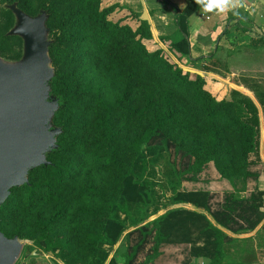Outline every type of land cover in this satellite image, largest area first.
<instances>
[{
	"label": "trees",
	"instance_id": "obj_1",
	"mask_svg": "<svg viewBox=\"0 0 264 264\" xmlns=\"http://www.w3.org/2000/svg\"><path fill=\"white\" fill-rule=\"evenodd\" d=\"M35 1L44 6L48 0ZM100 2L62 0L59 15L47 6V26L59 29L67 47L61 72L48 81V95L57 101L52 124L60 132L56 148L45 153L47 164L30 169L27 184L10 189L0 206V232L8 239H31L64 264H104L122 235L124 264H134L146 248L151 259L165 245H189L191 256L224 264L217 257L223 259V247L238 240L221 228L248 233L264 216L245 229L228 224L209 212L208 192L176 190L185 173L172 166L171 203L208 211L212 221L200 211L177 208L138 226L157 213L150 211L157 205L145 178L147 151L184 152L193 159L186 176L213 162L227 181L255 178L258 173L249 167L260 163L259 110L236 90L231 101L210 96L204 77L183 72L162 49L146 48L144 41L151 39L146 22L133 30L112 21L117 5L100 10ZM194 10L195 4H188L177 21L181 39L169 50L178 61L189 58L188 18ZM242 81L264 120V85ZM131 226L136 229L124 234ZM256 237L263 245L264 225Z\"/></svg>",
	"mask_w": 264,
	"mask_h": 264
},
{
	"label": "rangeland",
	"instance_id": "obj_2",
	"mask_svg": "<svg viewBox=\"0 0 264 264\" xmlns=\"http://www.w3.org/2000/svg\"><path fill=\"white\" fill-rule=\"evenodd\" d=\"M117 0H101L100 10L109 7L110 5H117L121 11L117 9L110 16L112 21L124 20L123 7L124 4H119ZM43 5V4H42ZM41 5V2H36L35 0H0V68L14 69L24 61L25 59V39L22 34L16 32L20 25L19 14L25 15L30 18L29 20L38 19L44 20L43 24L41 23V32H42V43L48 45L47 47V58L46 70L49 73H52V77L59 71L61 72V60L64 58L67 47L63 43L60 37L59 29L50 30L47 26V20L50 18L49 11L47 6H51L53 11L56 14H60L61 11H64L62 0H48L44 3V6ZM42 6L40 9L38 7ZM116 7V8H117ZM31 11L33 15H29L26 11ZM51 11V10H50ZM61 16V20L63 18ZM50 51L53 53V58L50 55ZM151 51V50H149ZM171 58H170V57ZM166 59L170 63H174L178 66L188 67L180 61H175L171 55ZM165 57V54H164ZM254 71L251 70L249 73H241L243 78H249L250 80L257 81L259 84L264 85V69L254 68ZM252 75V76H249ZM206 77V78H205ZM225 77V76H224ZM206 80V90L216 100H227L231 101V92L233 90L240 91L243 95H249L248 91L241 89V87H233L229 85L227 81L211 79L207 76H204ZM231 79V78H230ZM53 97L49 95L46 96L45 102H51ZM263 117L260 113V142H259V158L260 163L258 165H252L249 167V171L257 172L258 176L255 178L248 177L246 179H238L234 181H227L222 178L219 174L216 165L213 162L207 163L199 172L190 173L186 176V172L189 164L192 163L193 159L184 156V152L177 153L173 150L164 151L163 149L159 150L156 148H151L147 151V173L146 180L151 183V199L155 201V208L151 207L150 211H157L158 213H165L168 210L177 209V208H186L194 211H200L195 207L187 204H172L170 197L173 194L172 187L174 186V175L173 167L179 170L180 175L183 174L180 179L183 181L177 191H206L210 195L209 199V212L217 213L220 217L227 220V223L236 226L242 225L245 229L250 226V223L255 221L258 217L264 216V125ZM45 127L47 131H52L54 129H59L54 127L51 119H46ZM60 130V129H59ZM139 173V172H138ZM187 178V179H185ZM248 200L250 203L253 202L258 208L254 211L246 203L239 201ZM87 204L88 201H83ZM137 214V212H135ZM208 211H203V214L210 219L211 215ZM155 214V215H156ZM139 217V216H138ZM212 218V217H211ZM214 224V223H213ZM264 225V217L262 221L255 227L254 230L244 233L236 234L243 237H252L253 241L251 244L234 245V242H230L225 247V252L223 256L232 257L237 255L239 250L243 252L244 255L249 256V249L253 248L256 250L253 255H251V262L244 264H264V244L261 245L259 239L256 237L261 231V226ZM10 233H8L9 235ZM18 240L19 243V254L15 259L13 264H54L51 258V255L44 253L38 250L34 244V241L31 239L13 237ZM12 239V238H11ZM235 246V247H234ZM260 248H259V247ZM127 247L125 243H122L118 247V256L120 260H125V252ZM140 254L148 255V252L144 251ZM218 261L224 262V258L217 257ZM209 264V260H208ZM219 264V263H218ZM224 264H228L225 262Z\"/></svg>",
	"mask_w": 264,
	"mask_h": 264
},
{
	"label": "crops",
	"instance_id": "obj_3",
	"mask_svg": "<svg viewBox=\"0 0 264 264\" xmlns=\"http://www.w3.org/2000/svg\"><path fill=\"white\" fill-rule=\"evenodd\" d=\"M117 1L119 4H124L122 8L123 13H125L124 20H122L123 24L128 25L133 30H136L141 22L148 24L151 39L144 41L146 48L151 51L162 49L177 62L178 54H176V58L169 50L173 42L181 39L177 21L182 10L188 4H195V10L188 18L189 58H182L179 60L180 63L202 72L204 76L211 79L227 81L229 85L231 84L235 88L241 87V89L248 91L250 96L247 94L245 96L254 102L260 115V106L253 93L243 84L242 76L244 75L241 73H249L251 70L258 71L254 68L264 69V0H243V6L229 8L223 13L202 12L195 0ZM118 8H116L117 11H121ZM260 83L264 84V82ZM201 212L203 213V211ZM162 214L152 215L138 226L152 221ZM123 218L124 215H121V219ZM209 220L212 221L211 217ZM134 229L136 227L131 226L124 234ZM221 230L228 237L238 240L235 241L234 245L245 242L252 243L246 241L247 238L252 237L241 239L242 236L240 235L233 234L223 228ZM123 239L124 235L120 237L116 246H113L104 264H108L113 257L118 260V264H124V260H120L116 251L123 243ZM229 245L223 247L224 252L225 247ZM150 246L148 245V248ZM147 252L146 248L145 253ZM237 252L238 254L232 257L225 255L224 263L251 262V255L256 250L250 248L249 256L244 255L241 250ZM51 258L54 264H64L59 258L53 256ZM134 264H208V260L204 257L191 256L189 245H165L160 248L159 254L151 259H148V256L144 254H139Z\"/></svg>",
	"mask_w": 264,
	"mask_h": 264
},
{
	"label": "water",
	"instance_id": "obj_4",
	"mask_svg": "<svg viewBox=\"0 0 264 264\" xmlns=\"http://www.w3.org/2000/svg\"><path fill=\"white\" fill-rule=\"evenodd\" d=\"M19 18L16 32L25 39V59L14 69L0 68V206L11 188L28 183L30 169L47 164L45 153L56 148L60 132L45 127L57 109L56 99L45 102L52 77L46 70L48 45L42 43L40 30L45 18L31 21L21 13ZM179 67L204 77L200 71ZM19 250L16 238L8 239L0 232V264H13Z\"/></svg>",
	"mask_w": 264,
	"mask_h": 264
},
{
	"label": "clouds",
	"instance_id": "obj_5",
	"mask_svg": "<svg viewBox=\"0 0 264 264\" xmlns=\"http://www.w3.org/2000/svg\"><path fill=\"white\" fill-rule=\"evenodd\" d=\"M202 12L223 13L229 8L243 6V0H195Z\"/></svg>",
	"mask_w": 264,
	"mask_h": 264
}]
</instances>
